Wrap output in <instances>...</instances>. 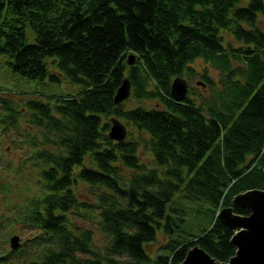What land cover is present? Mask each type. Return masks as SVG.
Wrapping results in <instances>:
<instances>
[{
  "label": "trees",
  "instance_id": "obj_1",
  "mask_svg": "<svg viewBox=\"0 0 264 264\" xmlns=\"http://www.w3.org/2000/svg\"><path fill=\"white\" fill-rule=\"evenodd\" d=\"M0 55L28 79L63 74L80 85L27 100L55 146L34 155L44 163L42 195L8 216L42 231L31 239L40 254L25 264H176L195 243L221 261L235 254L217 211L264 188V0H0ZM196 58L219 69L221 87L205 67L211 97L177 100L172 79ZM123 78L131 96L157 104H116ZM104 115L145 132L157 167L138 162L134 140L112 139ZM79 181L95 196H79ZM193 199L211 214L197 232L185 227L184 200ZM74 218L94 219L106 249Z\"/></svg>",
  "mask_w": 264,
  "mask_h": 264
},
{
  "label": "rangeland",
  "instance_id": "obj_2",
  "mask_svg": "<svg viewBox=\"0 0 264 264\" xmlns=\"http://www.w3.org/2000/svg\"><path fill=\"white\" fill-rule=\"evenodd\" d=\"M27 29V34L30 35V30ZM190 66V74L183 75L189 87L187 94L197 102H201V97L210 98L213 90L210 86L199 84L202 80L200 74L207 67L209 74L217 83L216 86L220 88L219 69L211 65L207 66L201 58H196ZM59 77V79H51L49 76L44 79H28L13 71L6 62V57L0 55V184L4 182L0 187V255L6 254L9 249H12L9 240L11 235L18 234L20 244L28 240L19 254L12 255L10 261H3L0 264H25L28 260L39 255L42 249L41 246L31 242V239L42 232L40 228L22 222L21 219L14 220L9 217L15 216L25 206L28 197L42 195L43 184L39 173L44 167V163L34 158V155L39 146L46 145L53 148L55 145L48 138L53 139L55 135L45 126L38 124L36 120L33 121V110L28 107L27 100L35 97L36 93H65L79 90L80 85L78 83L71 82L63 74H60ZM139 104L151 107L155 106L157 102L155 100L141 102L131 95L125 100V107L127 108ZM13 116L14 118H11ZM103 121L109 123V126L113 122L110 117L105 115ZM119 121L124 126L126 133L124 139L136 142L138 162L148 167H157L150 144L147 141L148 135L124 118H119ZM109 129L110 127L106 130L107 133ZM132 172L131 168L125 167L127 175ZM76 190L82 197L95 196L94 189L81 181L76 186ZM184 202L188 205L185 214V227L197 232L201 227L210 223L211 214L207 210V203L204 200L193 199L184 200ZM217 213L219 214L218 211ZM93 220L74 218L73 222L74 225L78 224L92 229L94 245L97 249L104 250L107 247L108 236ZM159 247L160 245L157 243L149 246L152 253L157 252Z\"/></svg>",
  "mask_w": 264,
  "mask_h": 264
},
{
  "label": "water",
  "instance_id": "obj_3",
  "mask_svg": "<svg viewBox=\"0 0 264 264\" xmlns=\"http://www.w3.org/2000/svg\"><path fill=\"white\" fill-rule=\"evenodd\" d=\"M135 60L134 53H129L127 63L132 65ZM199 84L206 85L203 80ZM188 89L187 80L183 76L172 79L171 93L175 99H184ZM130 94L131 82L128 78H123L116 89L113 101L116 104L121 103ZM108 134L117 141L123 140L126 135L124 126L119 120L114 119ZM235 206L246 207L249 213L235 212ZM218 216L233 231L231 242L236 246L235 254L229 260L221 261L195 243L187 250L183 260L176 264H264V188H249L235 194L232 204L223 206ZM9 240L12 249L19 247L18 234L11 235Z\"/></svg>",
  "mask_w": 264,
  "mask_h": 264
}]
</instances>
